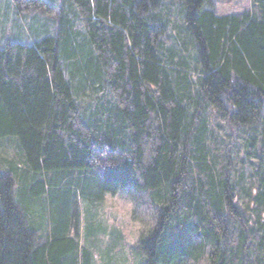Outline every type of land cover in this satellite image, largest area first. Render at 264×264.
I'll use <instances>...</instances> for the list:
<instances>
[{"label":"trees","instance_id":"16d2710c","mask_svg":"<svg viewBox=\"0 0 264 264\" xmlns=\"http://www.w3.org/2000/svg\"><path fill=\"white\" fill-rule=\"evenodd\" d=\"M215 1L14 0L38 24L0 46V264H91L105 188L158 215L144 264H264V0Z\"/></svg>","mask_w":264,"mask_h":264},{"label":"rangeland","instance_id":"374dc122","mask_svg":"<svg viewBox=\"0 0 264 264\" xmlns=\"http://www.w3.org/2000/svg\"><path fill=\"white\" fill-rule=\"evenodd\" d=\"M13 2L14 0H0V10H4L5 12L0 13V46L3 45L5 39H14L19 34L22 35L20 36L22 37L20 40L30 42L31 35L34 34V25L38 24L35 17L32 16L34 13H17L15 8H13ZM215 3L216 11L219 14H225L237 12L250 6L251 0H216ZM55 4L57 3L55 2ZM38 15L40 19L39 24L49 23L52 27L50 32L53 33L56 28L53 25H55L57 16L50 15L46 12H39ZM219 135L223 136L221 134ZM11 138L15 140L14 137ZM226 139L230 144L232 143L233 137L228 136ZM20 160L21 158L18 151L16 153L14 142L11 148H0V170L11 172L16 178L17 183H19L17 177L21 172L19 170V172H16L15 168H20ZM16 173L18 174L16 175ZM137 199L149 206L145 196ZM77 212L79 218L76 221L77 224L74 223V227L76 226V228H73L72 234L80 242V246H85L89 250L91 264H129V253L133 256L135 264L145 263L146 259L141 247L138 244L132 246L126 244L124 237L116 227L115 218L102 210V201L94 205L90 204L89 206L88 202L81 200L79 205H77ZM44 223H49L48 219ZM91 223L94 224L93 227ZM40 228L42 229V227ZM78 257L81 261V252L78 254ZM179 264H209V261L206 255L196 262L191 258L184 257Z\"/></svg>","mask_w":264,"mask_h":264},{"label":"clouds","instance_id":"9594fccd","mask_svg":"<svg viewBox=\"0 0 264 264\" xmlns=\"http://www.w3.org/2000/svg\"><path fill=\"white\" fill-rule=\"evenodd\" d=\"M102 210L115 218L116 227L129 246L147 238L155 230L159 220L158 215L146 203L119 188L103 190ZM128 261L129 264H135L131 253Z\"/></svg>","mask_w":264,"mask_h":264}]
</instances>
